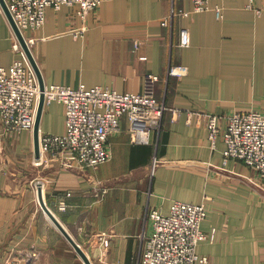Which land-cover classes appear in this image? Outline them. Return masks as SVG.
Instances as JSON below:
<instances>
[{
    "label": "crops",
    "instance_id": "1",
    "mask_svg": "<svg viewBox=\"0 0 264 264\" xmlns=\"http://www.w3.org/2000/svg\"><path fill=\"white\" fill-rule=\"evenodd\" d=\"M209 4L222 7L223 18L213 9L192 11L169 26L162 19L191 10L190 0H104L84 18L71 6L47 9L31 48L46 85L140 92L154 73L156 95L169 110L149 143L132 142L123 119L121 132L109 137V160L90 168L52 153L35 164L33 131L8 130L0 119V264H85L44 211L37 179L47 205L93 264H130L153 232L146 210L167 214L175 200L206 204L207 236L198 253L210 264H264V190L243 162L224 163L225 142L220 136L211 145L203 117L221 115L225 127L235 111H264V0ZM182 28L189 30L188 46L179 45ZM16 39L0 4V66L20 57ZM177 65L187 73L169 75ZM64 131V105L46 104L40 133Z\"/></svg>",
    "mask_w": 264,
    "mask_h": 264
},
{
    "label": "built area",
    "instance_id": "2",
    "mask_svg": "<svg viewBox=\"0 0 264 264\" xmlns=\"http://www.w3.org/2000/svg\"><path fill=\"white\" fill-rule=\"evenodd\" d=\"M7 6L27 43L32 48L34 31L46 22L47 9L56 10L63 6L76 8L81 17L97 10L104 0H5ZM191 10H172L162 19L169 26L175 16H188L190 12L213 9L217 18H223V8L212 7L209 0H190ZM254 0H249L250 5ZM187 28L180 30V46L190 45ZM20 57L9 67L0 66V119L6 129L12 131L34 130L40 99L38 76L31 65L18 38L15 43ZM186 66H171L169 75L182 76ZM159 75L148 73L143 90L140 92H120L107 86H77L50 84L45 88V105L58 101L64 105L65 131L63 133H40V155L34 163L40 164L48 153L63 161L83 168L96 167L109 160L111 152L109 137L122 130V120L129 123L132 142L149 143L152 131L160 132L166 111L164 99L156 95ZM208 136L213 147L221 136L225 142L224 163L230 160L243 162L255 172V184L264 190V111L238 110L228 116L225 127L221 126V115L205 112ZM36 187L44 181L37 179ZM106 190H102V194ZM71 195L70 192L67 193ZM96 196L99 193H95ZM65 200L60 202L64 210ZM207 217L204 202L193 203L175 200L169 213L158 208L146 210L145 220H152L153 232L147 235L141 248L130 264H210L206 255L198 253L200 241L206 238L202 222ZM104 246L110 239L101 236Z\"/></svg>",
    "mask_w": 264,
    "mask_h": 264
},
{
    "label": "water",
    "instance_id": "3",
    "mask_svg": "<svg viewBox=\"0 0 264 264\" xmlns=\"http://www.w3.org/2000/svg\"><path fill=\"white\" fill-rule=\"evenodd\" d=\"M0 4L4 10V12L6 13L12 28L14 30V33L16 34V37L18 38L21 46L23 47L31 65L33 66L37 76H38V80H39V84H40V99H39V104H38V109H37V115H36V120H35V125H34V147H35V154L36 156L40 155V123H41V119H42V114L44 111V107H45V88H46V83L44 81L41 69L38 65V62L32 52L31 47L29 46V44L27 43L23 33L21 32V30L19 29V27L17 26L8 6L5 0H0ZM38 193H39V200L40 203L44 209V211L48 214V216L50 217V219L53 221V223L60 229V231L65 235V237L70 241V243L74 246V248L76 249V251L78 252V254L82 257V259L84 260L85 264H93L90 257L88 256V254L86 253V251L81 247V245L74 239V237L68 232V230L65 228V226L60 222V220L58 219V217L55 215V213L50 209V207L47 205L44 196H43V190L40 187L38 189Z\"/></svg>",
    "mask_w": 264,
    "mask_h": 264
},
{
    "label": "rangeland",
    "instance_id": "4",
    "mask_svg": "<svg viewBox=\"0 0 264 264\" xmlns=\"http://www.w3.org/2000/svg\"><path fill=\"white\" fill-rule=\"evenodd\" d=\"M159 100L162 102L163 101V99H161V98H159ZM164 103H165V105H166V111H165V113L169 110V106L167 105V103H166V101H164ZM209 112V111H208ZM165 115V114H164ZM163 119H164V116H163ZM162 127H163V124H162ZM161 130H162V128H161Z\"/></svg>",
    "mask_w": 264,
    "mask_h": 264
}]
</instances>
